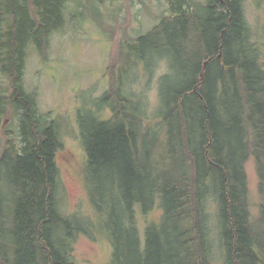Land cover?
Wrapping results in <instances>:
<instances>
[{"label": "trees", "instance_id": "trees-1", "mask_svg": "<svg viewBox=\"0 0 264 264\" xmlns=\"http://www.w3.org/2000/svg\"><path fill=\"white\" fill-rule=\"evenodd\" d=\"M66 2L0 0V73L9 80L0 118L18 119L17 132L3 129L0 138V264H75L74 240L87 232L59 208L58 129L22 85L28 49L47 47L64 25ZM168 3V14L129 47L142 60L167 59L158 127L145 123L115 69L98 102L110 116L79 119L89 200L106 215L112 264H213L211 192L222 264H264V204L253 217L245 172L253 159L264 199V60L244 0ZM127 59L122 73L132 70ZM157 205L162 220L142 241L137 211Z\"/></svg>", "mask_w": 264, "mask_h": 264}, {"label": "rangeland", "instance_id": "rangeland-1", "mask_svg": "<svg viewBox=\"0 0 264 264\" xmlns=\"http://www.w3.org/2000/svg\"><path fill=\"white\" fill-rule=\"evenodd\" d=\"M192 2L202 6L206 0ZM168 8V0H67L63 27L53 32L42 51L34 47L27 51L23 88L35 97L39 114L53 121L58 129L61 144L56 153L59 208L66 215L76 217L78 224L88 227L86 233H79L74 240L75 264H112L113 261L111 242L103 229L106 215L98 214L89 200L86 178L88 159L79 119H88L91 113L100 119L110 116L108 109L101 108L98 102L108 90L110 73L115 69V76L124 78V91L144 108L145 123L158 127V82L168 72L167 59L155 54L142 60L133 55L135 52L129 47L135 38L150 31L161 16L168 14ZM244 15L252 32V41L259 46L260 56L264 60L262 1L244 0ZM127 57L133 62L132 70L122 73L120 71H125L128 64ZM171 61L173 63V59ZM8 88V77L0 73V89ZM6 120V117L0 118V138L4 136L3 129L17 132L18 119L12 122ZM245 172L250 211L256 217L264 199L258 191L253 159L245 164ZM206 205L212 261L213 264H222L224 249L213 192ZM162 214L159 205L146 215L137 211V227L142 241L145 229L149 225L159 224Z\"/></svg>", "mask_w": 264, "mask_h": 264}]
</instances>
